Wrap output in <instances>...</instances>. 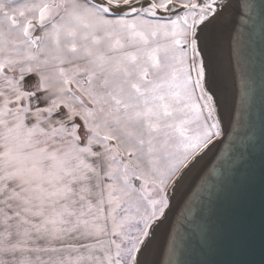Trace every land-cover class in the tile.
Segmentation results:
<instances>
[{
	"label": "snow or ice",
	"instance_id": "snow-or-ice-1",
	"mask_svg": "<svg viewBox=\"0 0 264 264\" xmlns=\"http://www.w3.org/2000/svg\"><path fill=\"white\" fill-rule=\"evenodd\" d=\"M234 7L251 22L237 0H0V264H149L182 181L225 135L211 40ZM254 99L241 68L237 113ZM261 197L264 229V165ZM218 198L201 202L206 242ZM180 253L170 235L168 264Z\"/></svg>",
	"mask_w": 264,
	"mask_h": 264
},
{
	"label": "water",
	"instance_id": "water-1",
	"mask_svg": "<svg viewBox=\"0 0 264 264\" xmlns=\"http://www.w3.org/2000/svg\"><path fill=\"white\" fill-rule=\"evenodd\" d=\"M245 2L256 5L251 22L241 25L237 16L239 9L234 7L226 30L225 46L219 50L223 84L226 87V115L223 125L225 135L221 137L222 143H217L212 151L190 169L188 177L177 192L169 220L162 225L153 243L148 255L149 264H168L165 252L170 235L178 241L181 247L178 259L185 264H200L201 261H210L212 264H264V229L261 226L264 16L260 13L264 0H237L238 4ZM241 68H246L255 81V99L248 117H243L236 111ZM234 116L241 122L238 134H230V121ZM234 135H238L239 139H234ZM249 135L252 136L251 141L246 139ZM245 149L251 151V157L240 162L234 173L235 179L226 186L223 185L222 178L230 170L229 165L233 160H238ZM212 186L219 191L215 214L210 221L212 227L218 230L214 243L202 238L200 225L207 218V212L199 211L201 202L207 200ZM185 200L189 201L194 212L199 211L198 215H189L188 208L184 206ZM236 231H242L245 237L240 248L232 247L226 238Z\"/></svg>",
	"mask_w": 264,
	"mask_h": 264
},
{
	"label": "bare ground",
	"instance_id": "bare-ground-1",
	"mask_svg": "<svg viewBox=\"0 0 264 264\" xmlns=\"http://www.w3.org/2000/svg\"><path fill=\"white\" fill-rule=\"evenodd\" d=\"M231 13H232V9L229 12L225 13L224 16L222 17L221 21L217 23L215 29L213 30L212 40H211V53H212V57H213V66H214V72H215V76H216V85H217V88H218V90L222 96V115L224 117V121H225V115H226V95H225L226 87H224V84H223L224 79L222 77V72H221L222 66L220 65V60H219V50L221 49L222 46H223V48L225 46L224 41H225V36H226V30L230 24V20H231L230 16L232 15ZM222 56H224V55H222ZM230 71H231V69H230ZM225 85H228V83ZM201 159H199L198 162ZM187 177H188V174L185 176L184 180L182 181L181 186L184 184ZM181 186H180V188H181ZM179 189H178V191H179ZM159 231H160V229H159ZM158 234H159V232H158ZM146 259L149 261L148 256L146 257Z\"/></svg>",
	"mask_w": 264,
	"mask_h": 264
}]
</instances>
